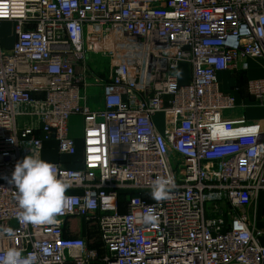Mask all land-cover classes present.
<instances>
[{
  "label": "built area",
  "instance_id": "built-area-1",
  "mask_svg": "<svg viewBox=\"0 0 264 264\" xmlns=\"http://www.w3.org/2000/svg\"><path fill=\"white\" fill-rule=\"evenodd\" d=\"M93 53L111 62L109 78L95 79L99 109L81 92ZM250 59L264 65V0H0V258L14 247L37 264H264L246 210L264 198V117L231 118L236 97L218 80ZM183 63L185 83L175 77ZM247 91L264 111V77ZM73 114L83 117L81 158ZM47 148L72 159L45 160ZM28 155L69 185L55 224L16 218L9 180ZM160 176L174 178L171 200L151 197ZM149 206L155 225L138 219ZM75 216L98 225L104 257L70 234Z\"/></svg>",
  "mask_w": 264,
  "mask_h": 264
},
{
  "label": "clouds",
  "instance_id": "clouds-1",
  "mask_svg": "<svg viewBox=\"0 0 264 264\" xmlns=\"http://www.w3.org/2000/svg\"><path fill=\"white\" fill-rule=\"evenodd\" d=\"M175 77L182 78V70H177ZM9 183L14 184L17 190L15 198L19 211L16 218L21 224H55L57 216L63 214L67 205L66 191L69 185L58 177L56 165L28 155L16 163ZM174 188L173 177H157L151 183V197L157 202L171 200ZM138 219L145 225H155L159 216L155 209L149 206L139 214ZM3 231L10 238L16 235L11 228ZM37 261L35 253L24 255L14 247L7 249L0 258V264H37Z\"/></svg>",
  "mask_w": 264,
  "mask_h": 264
},
{
  "label": "rangeland",
  "instance_id": "rangeland-1",
  "mask_svg": "<svg viewBox=\"0 0 264 264\" xmlns=\"http://www.w3.org/2000/svg\"><path fill=\"white\" fill-rule=\"evenodd\" d=\"M2 43L4 46H10L12 42V38L10 37L9 24H5L1 29ZM89 72L87 73V81L90 86L81 89L83 95L89 96L88 105L93 109H99L103 107L102 95H103V87L101 85H97L96 77H101L103 80H107L111 74V62L109 56L103 55L101 53H93L89 56L88 59ZM257 68L259 70H264L263 63L261 60L257 63ZM254 69V68H253ZM178 70H182V78L181 80H188L190 78V68L186 65H181ZM241 73V72H240ZM243 74V73H242ZM95 87L99 92L101 90V94L97 95L98 92L95 89H91ZM223 89V88H221ZM260 109V108H258ZM262 109V108H261ZM260 109V110H261ZM250 114L247 115L250 118ZM256 116V115H254ZM159 127H163V120L165 117L160 114L155 117ZM83 117L81 114H73L69 118V133L71 136L80 137L83 135ZM247 212L251 215L252 223L256 226L257 231L260 234V241L263 243L264 239V198L260 199L257 203H254L252 206H249ZM67 222L74 227L75 229L70 233L72 236H84L90 246H95L98 248L100 255L105 256L103 241L101 239L100 231L98 225L95 222L85 221L84 219L75 216L71 217L67 220ZM69 234V233H68ZM96 264H105L102 262H98Z\"/></svg>",
  "mask_w": 264,
  "mask_h": 264
},
{
  "label": "crops",
  "instance_id": "crops-1",
  "mask_svg": "<svg viewBox=\"0 0 264 264\" xmlns=\"http://www.w3.org/2000/svg\"><path fill=\"white\" fill-rule=\"evenodd\" d=\"M258 61H259L258 59H250L249 67L246 70H240V71L226 70L218 73V80L220 83V87L223 88L222 90L224 92L234 94L237 100V107L234 110V112L231 114V118H237L240 116H245L246 118H248L247 117L248 114L251 115L250 118H248L251 120L253 119L260 120L261 118L264 117L263 109L255 105L253 98L250 95H248V91H247V81L249 79L264 77V70H259L257 68ZM261 62L263 63V61ZM183 64L188 66V64L186 63ZM189 79L190 78H188V80L180 79V82L185 83L188 82ZM91 89L97 90L95 87H92ZM96 92H98L97 95L101 94V90L99 92V89ZM88 100H89V96H87V102ZM258 108H260L261 110ZM159 130L164 132L165 128L159 127ZM82 136L80 137L74 135L72 136L75 138L77 144L76 158H81L82 156V151H83ZM55 145H56V141L53 140L46 143L47 147H53ZM43 158L49 161L51 160V161H63V162L72 159L71 157L65 155H59L55 150H50V148L44 150ZM263 244H264V239H263Z\"/></svg>",
  "mask_w": 264,
  "mask_h": 264
}]
</instances>
